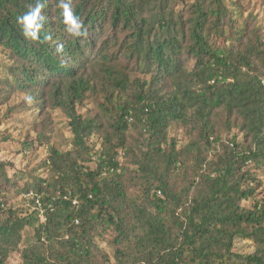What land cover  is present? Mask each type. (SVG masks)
<instances>
[{
	"label": "trees",
	"instance_id": "obj_1",
	"mask_svg": "<svg viewBox=\"0 0 264 264\" xmlns=\"http://www.w3.org/2000/svg\"><path fill=\"white\" fill-rule=\"evenodd\" d=\"M59 2L44 0L39 43L18 24L36 0H0V106L26 94L43 119L22 150L47 149L13 176L0 160V264H264L250 0H73L79 38ZM47 111L68 120L71 150L51 145Z\"/></svg>",
	"mask_w": 264,
	"mask_h": 264
},
{
	"label": "rangeland",
	"instance_id": "obj_2",
	"mask_svg": "<svg viewBox=\"0 0 264 264\" xmlns=\"http://www.w3.org/2000/svg\"><path fill=\"white\" fill-rule=\"evenodd\" d=\"M251 11L258 16L259 22L264 23V0H250ZM0 54V64L7 65L8 60H2ZM3 70L0 68V74ZM90 106L83 108L81 111L85 112L91 109ZM38 110L31 102L29 97L23 93H13L10 100L0 106V160L10 163L7 166L9 175L13 176L15 171L32 170L39 165L47 156V149L44 147H36L33 150L25 153L22 150L21 143L26 139L35 137L34 128L41 123L42 113H36ZM50 119L52 123L53 133L51 134V145L58 147L61 151L71 150L69 140L71 134L67 127L68 120L60 111L50 112ZM12 113H16L15 115ZM36 113V114H35ZM41 125V124H40ZM176 132H172V135ZM41 173V172H39ZM263 187L260 197H264V173L261 174ZM20 184H23L22 180ZM22 196L11 198L10 203H17L22 200ZM23 201V200H22ZM250 205L249 203H246ZM100 246L109 253L111 249L105 243H100ZM236 251L247 253V246L243 242L237 244ZM8 264H20L18 254H14L9 260Z\"/></svg>",
	"mask_w": 264,
	"mask_h": 264
},
{
	"label": "clouds",
	"instance_id": "obj_3",
	"mask_svg": "<svg viewBox=\"0 0 264 264\" xmlns=\"http://www.w3.org/2000/svg\"><path fill=\"white\" fill-rule=\"evenodd\" d=\"M73 0H60L58 7L63 10V23L66 26V32L73 38L87 37V29L83 21L74 13L72 8ZM44 8V0H36V4L23 16L18 18V24L21 26L22 35L25 39L33 42L45 43L52 39L51 35L41 32L45 22V17L41 15ZM63 51V45L57 46V52Z\"/></svg>",
	"mask_w": 264,
	"mask_h": 264
},
{
	"label": "built area",
	"instance_id": "obj_4",
	"mask_svg": "<svg viewBox=\"0 0 264 264\" xmlns=\"http://www.w3.org/2000/svg\"><path fill=\"white\" fill-rule=\"evenodd\" d=\"M263 40H264V37H263ZM262 83H263V85H264V77L262 78Z\"/></svg>",
	"mask_w": 264,
	"mask_h": 264
}]
</instances>
